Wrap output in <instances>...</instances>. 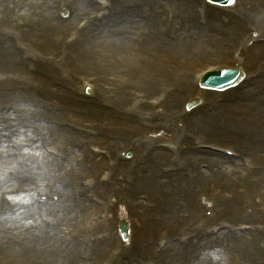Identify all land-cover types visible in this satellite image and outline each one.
<instances>
[{
    "label": "rangeland",
    "instance_id": "rangeland-1",
    "mask_svg": "<svg viewBox=\"0 0 264 264\" xmlns=\"http://www.w3.org/2000/svg\"><path fill=\"white\" fill-rule=\"evenodd\" d=\"M107 1L109 7L105 16L106 21L99 22L97 26V29H100L99 31L95 32L96 27L94 26L87 27L86 30H84L83 40H86L91 36L96 37V39L94 41L88 40L89 42L85 44L84 47H82V49L80 50H91L92 45L97 46L100 42H102V39L104 38L102 37V34L106 33V31H109V33H112L115 38L124 40L129 46L130 59H128L124 63H121L122 65L131 70L135 65L144 63L148 57L153 58L152 62L148 64L150 66L149 72L153 74H163L166 72L167 77L161 83L165 84V87L167 88H175L177 84H180L181 80H184L185 84L181 85L182 89H184V92H186V90H189L190 84V87H196V89L199 90L197 83L199 77L204 71L217 67H236L237 62L240 63L239 67L243 69L244 73L258 70L259 72H261L264 78V55L259 53V59L261 60L257 59V57L253 55L254 58L253 61H251L249 54V48L254 47V41L262 39V41L264 42V34L259 33V31L257 32L258 25L254 24V22H249L246 17H241V19L239 20V22H242V24H244L241 25V27H232L234 22L230 20L232 19L231 13L237 11L238 8H240L239 1L243 2L244 5L246 0H236L235 6L229 9L214 8L212 6L209 7L210 5L207 6V9L209 10L208 15L210 18V23L214 17L213 20L216 24V27H214L213 29L208 27V25L210 24H206L205 26H199L197 24L196 14L198 13V11L196 13V6H194L192 14L193 23L191 22L192 25L188 26V30H207L209 35L207 36V38L205 37L206 39H204V41H206V47L209 48L212 52H206V56L203 52V54L198 52L194 55L185 52L181 55L182 57L180 58V60H175L172 57H168L165 61L164 57L160 55L163 48L170 47L173 52L176 53V50L181 49L185 45L183 28H181L177 23H173L167 26V28L173 26V30H179L181 32V36L179 39L177 37V33H174L173 31L167 32V34L163 35L156 34L155 36L151 37L149 33L147 36L150 37V39H145L142 34H134L132 32L128 33L127 36V33L125 34V32H123L121 29H117L114 27V19L126 17V11H135V13L140 14L142 12H139L137 9L133 8L132 5L135 4L133 2H128L127 7L123 8L119 3H117L119 5V7H117L115 0ZM181 1L189 3L188 0ZM245 4L247 10H254L259 12L261 16L264 15V0H247ZM167 11L173 12V10H163L162 18L158 20V23L155 26L150 27L149 30L158 28V33L163 32L162 29L165 25L163 16L165 13L167 15ZM67 12L63 13L61 10L60 15L58 14V16L61 19H66L68 17ZM96 13L97 11H95V14ZM174 14L176 15V11L174 12ZM138 15L139 14H137L135 17L131 15V18L138 20ZM85 17L86 16L78 17V20L75 21L76 27L77 25L78 27L80 25L81 28L85 27V25L82 24L84 22L81 20L86 19ZM180 22L183 27L186 25V23H184L183 21ZM118 23H121V21L117 22L119 28L120 26ZM125 23L126 20H123L122 26H124ZM129 27L130 26H127L126 29H129ZM231 27L232 29L229 30ZM71 28L74 30V26H71ZM68 30L69 29L67 28L64 32L66 33ZM248 31L249 33L250 31H252L251 36L247 39V42L245 44L242 43L237 48V41L233 37L243 40L244 36H241L239 33H245L247 38ZM254 34H256V36H254ZM44 36L49 38L50 45L52 43V45L55 46L56 41H51L50 38L52 35H47L45 33ZM147 39H149L150 41H148ZM179 41L181 42L179 43ZM32 42L34 43L33 40ZM177 43L179 44L177 45ZM78 48L79 47L74 48L72 46L70 50L73 52ZM103 48V45L99 44L98 48L95 49L94 54L96 57L102 59L100 54ZM42 53L45 55L51 54L47 49L43 50ZM53 53L57 55V53L59 52ZM244 55L247 56V60L245 59ZM72 57L77 58L78 63L76 64L80 66L81 62L78 53H72ZM73 67L78 68L75 64L73 65ZM88 67L89 68H84L82 71L80 70L81 74L80 76H78L80 78V81L79 84H77V87L79 88V90L77 89V94L94 98V105L103 110L113 109L116 112H120L121 109L118 108V105H113L111 103V98L114 96L116 98L115 86H121L123 87L122 90L127 92L133 91V93H137L135 91H140V89H136V87L134 86L139 81L133 82V86L128 85L129 82L127 83V80L128 77H130L128 75L129 72L128 69L123 68V66L119 67V72L113 71V69L110 67L91 72L90 66ZM40 72L45 73V75H50L48 72ZM97 73H99V75L101 76L103 90L100 91L102 93L95 90L98 88L96 84L98 78L95 76L98 75ZM21 75L26 76L27 78L32 77L25 75L24 70L22 71ZM93 76L96 77V81L90 80L89 77ZM40 79L43 78L40 77ZM109 81H114V83H110ZM259 81L254 88L250 89L246 93L252 98H250L246 103L257 101L259 104L257 109L253 108L250 105L246 106V98H244L243 96L231 93L232 96L236 97V100H234V102L240 105L235 104L231 107H228L226 105L224 108L213 107L215 110L219 111L213 115L214 120L218 121V124L220 125L225 124V130L214 131L209 136H207L206 131L209 129L212 130V127L210 125H205L202 128L195 130L191 122H189L187 125L183 123H178L177 125L175 122H170V120H168V122H165V119L163 120V122L158 121L157 123L144 122L147 124H151L152 128H162L161 131L153 130L154 133L159 132L157 135L150 132L151 136H154L153 138H150L154 143H166L167 145L175 148L179 147L181 151L184 148V144L191 145V142L192 144L196 143L195 147L198 146L197 144H203L204 146H213L230 150L237 156L239 155V152L241 153V158L239 159L240 162L233 161L239 163V168H229V170L225 169L226 166L224 164H220L222 165L220 166L222 167L220 170L218 169L220 167L215 168V165L212 166V162L209 161L211 157L207 155L206 157L195 161L196 166L200 163H202L201 165L203 168H205L206 165L209 166L208 172H197V174L204 175L205 173H213L215 172V170H218L219 172L217 173H220L221 177L225 179V183L223 184H227L229 186L228 188L216 191L215 185L212 184L213 191H208V193L204 195H196L195 204L199 208V211L202 212L203 216L199 217L196 220H192V226L190 225V227L180 226L178 230L170 232L171 236L176 237V239H174L176 244H183L189 240H193L194 242H196L195 247L193 248L195 249L193 259L198 260V257L201 254L204 255V257H201L198 260L197 264H242L236 254L238 253L236 244L233 243L230 239L232 235L239 234L236 232L238 228H242L239 226L248 227L250 231L246 233H250L253 229L257 228L259 230H257L256 232L259 235H264V226L263 224L259 223L264 219V158L260 157L264 154V149H262L261 147L260 150H258L259 146L254 144V141H263L262 146L264 147V138H262V140L258 139L259 137L264 136L263 133L257 132V130H255L254 128L255 125L264 126L262 124V121L264 120V80H262L260 83ZM122 82H126L127 84L123 86ZM53 83L57 88H59L57 84H55V82ZM24 85L29 89L39 90L40 88L37 84H33L30 81L20 83L17 86L13 85V87H16L18 89L20 96L24 94V92L22 91V87ZM91 85L94 87V89ZM85 87L87 88L84 90ZM88 89L90 90V94L87 93ZM202 92L208 95L204 96ZM224 94L225 93L223 92L221 93L215 91L200 90L199 96L201 97L203 105L200 106L199 104L200 107L198 106L191 111L186 110V105L188 103V100L192 96H190L189 98H187L186 96L187 99H185L183 102L181 101L182 103H179V117L184 118V116L187 115L191 116L194 110L203 109L205 107V103H209L210 101L212 105H218V102L222 103L223 100L221 98L215 97H226ZM179 95L183 96L181 94ZM41 97L49 99L42 102V106L44 107L43 104L49 103L47 105L53 113L52 121L54 122V124H59V130L68 131V129L64 128V124H66L70 126V128L73 129L74 132H76V135L79 136H69L70 141L66 138L67 142L65 139L64 143H66L63 145V148H60L57 144H60L61 142L54 139L56 136H58V134L55 137L48 136L46 134L47 138L49 137V141L40 142V149L37 151L36 155L38 158L35 161L36 157L33 158V155L29 154V160L33 163H47L53 160L55 164H57L58 161L56 160L55 154H58V152L54 151L53 147H55L57 151L61 152L62 154H65V150L68 149V151L72 152L73 154V157L71 158L72 165L78 167L77 163L80 164V162H83L82 164L87 169H89L90 166L94 167V172L88 176V182H83L87 179H83L80 176L78 180H71L72 182L70 181L66 184L63 181V178L59 177H62L63 174L64 176H67L71 173H69L65 169H60L54 172L55 168H50V178L43 180V184L41 187L35 186L33 189H31L32 191L30 192V196H28V199L26 201V203L29 204L32 201L30 199H33L31 198V196L34 193L35 197L37 196L39 201L48 202L46 205H33L31 208L26 207L27 211L34 212V220L36 222L35 225H37L36 227L30 229L35 235L40 237V235L44 233H49L50 235L51 229L53 228L56 233L60 234V241L61 236L66 239V241L71 239L74 242V246H79L80 248L77 252V261L81 262L73 261L70 259L67 260L68 258L61 257L57 258L55 261H53V263H48V258L46 260L43 259V254L37 252V246L33 245V242L31 241L27 242L28 240H30L29 231H24L25 227L21 228L22 230L12 227L13 229L10 230L14 233V236L12 237L13 242L19 240L18 242L13 243V247H15V249L18 248L17 250L19 252L21 251L24 256L20 257L19 263L5 261L0 262V264H112L114 261L118 260L121 253L130 245L132 240V230L134 228V222L130 217V210L134 208V205H132L131 202H127V200H120V198L116 195L118 194L116 188L118 186L121 188L126 185L132 186L136 182V179H134V176L130 177L127 174V171H130V168H134L138 160L143 159L147 161V159L140 158L141 155H133V157H131L132 161L130 162H125L122 156L121 157L123 159L120 160L124 163H121L119 160H113L114 162H109V155L108 153H105L103 156L105 159L101 163L97 164V156L93 155L90 150L92 148H98L99 150L105 152L109 147L111 148V142H122L124 137L117 131H108L106 129L108 127L107 124H103L102 126L100 124V121L98 120V117L102 115L100 113L94 114V112H92V110L90 109L91 107H88L89 105L81 102V99L75 101L76 103L73 105L67 104L65 106H61V104L54 105L53 102L60 103V100L53 98V96L43 95ZM130 97L131 96L129 95V98L127 100L128 104L131 100ZM153 97L154 96L152 94L150 96V99H152ZM224 111L225 114L231 111H239L240 114H238L237 116L242 120L237 121L230 117L227 118V116L224 114ZM256 113L261 114V121L257 120L258 115H256ZM248 116H250V118H248ZM37 118L39 117H36V119ZM110 118H107L108 121L116 122L115 126L118 129L122 130L120 128L122 124ZM184 123H187V121L184 120ZM49 125H51V123H49ZM174 128H177V131H186L187 128L188 133H192L191 135H189L190 140L184 142L174 137V132L176 131L174 130ZM47 130L48 129L46 128V130L44 131L47 133ZM224 132H228V134L230 132V134L227 137H223ZM145 138L146 135H143L138 139V146L140 150L141 143H143V140ZM22 139H26L24 142H30L31 140L28 136L27 138H21V140ZM239 140H243L245 142L247 151L243 150V146L239 144ZM73 144L75 146H73ZM173 145H176L177 147ZM249 147H253V150L255 149L254 154H248L250 152ZM122 150H124L122 144L115 147V151L117 152H120ZM128 150H130V152L132 153L131 149ZM0 151L2 150L0 149ZM115 151H113V153ZM45 154L47 156H50V158L43 159V156H45ZM62 154L61 156H63ZM0 156H2L0 157V167H4L5 169H7L9 171L7 173L8 177H12L14 174H16L14 166L2 159L4 155ZM174 157L175 160L173 159ZM172 159L175 161V164H167L165 166V160L156 162L154 164V168L162 169L167 172L165 176L161 175V173H158V171H156L155 169L150 170L149 160L146 162V165L149 166V169L145 171L149 174L151 179L155 178L153 174H157L158 178L156 179H162V182H166V184L169 180L173 181L174 184L175 182H177L180 185L188 187L189 191L197 187L198 183H192V181L190 183L189 178H186V180L183 179L181 171L183 162L178 152L172 157ZM246 160L248 161L246 162ZM110 165L114 166V170L112 172L108 169L110 168ZM251 166H255L256 169L248 170L249 168H251ZM145 169H147V167ZM198 169H200V165L198 166ZM103 173L107 174L108 177L105 176V180L101 181V176L103 175ZM161 176L163 177L161 178ZM167 176H169L170 178L167 179ZM70 178L73 179V176H71ZM16 186H14L12 183L6 185V189H8L7 192L9 191V189L16 188ZM147 187L150 188L149 186ZM206 188H209V186H207ZM217 188L218 187H216V189ZM2 189L3 185H0V192ZM56 189L70 193L72 196L75 194L79 195V197L82 196L90 203L91 201H89L87 198L96 199L92 198V195H96L99 199L104 200L112 195L114 199H108V204L101 207H98L97 205H94L92 207L85 206L86 211L80 219H77L74 215V208H72L71 206V208L68 207V205L64 202L60 203L55 207L57 215L60 218L58 217V219H54L52 217L53 200H51L50 197H52L53 192ZM134 191L141 193V189L139 188H136ZM125 193L127 192H123V194ZM142 193L144 195L148 194L144 189H142ZM181 193L182 192H180L179 196L184 199V196ZM36 202L37 198L36 200H33V203ZM185 203V206L180 210L190 207L187 202ZM182 211L184 212L183 214L186 217L187 213L184 210ZM17 218L18 217H16V219ZM122 220L127 221L129 228V236L126 241H123L119 234L120 222H122ZM254 220L258 221V224H251L254 222ZM50 222H52L53 224L50 225ZM31 224L33 223H27L26 226H29ZM193 225L198 226L193 227ZM234 225H236L234 227V230L236 231L232 229V226ZM137 228L140 229V224H137ZM212 231H214L215 234L217 232V234H212ZM182 235H185L183 237L188 238L180 241V237ZM223 236H225V239H227L226 242L225 240H222ZM22 239L27 240L26 242H24ZM153 240L154 239H150L149 241L153 242ZM161 240L162 238H159L158 241H156L158 243ZM157 243H155V241L153 242L151 248H148L147 254H143L142 250L140 249L135 252V254H131L134 258L133 260H130L129 262L127 260L128 263L122 264H146L147 262L149 264V261H151V249L154 248V245L156 247ZM96 246L97 248L98 246H102L100 250L101 253L97 257V259L91 260V256L96 255ZM86 249L88 251H86ZM213 253H215L216 256L215 260H213ZM174 260H176L175 262H180L181 258H179V260Z\"/></svg>",
    "mask_w": 264,
    "mask_h": 264
},
{
    "label": "bare ground",
    "instance_id": "bare-ground-1",
    "mask_svg": "<svg viewBox=\"0 0 264 264\" xmlns=\"http://www.w3.org/2000/svg\"><path fill=\"white\" fill-rule=\"evenodd\" d=\"M115 1L117 7H119L117 4L119 3L123 8L127 7L128 2L140 3L142 9L138 11H145L151 14L148 20H137L132 19L131 15L135 17L140 13H135V11H126V17L114 19V27L121 29L123 32H125V34L127 33V36L128 33L132 32L134 34H142L145 39H150L151 36H147L150 33L149 28L155 26L158 23V20L162 18L163 10L168 9L176 11L174 23L179 24L180 27L183 28L185 45L181 49L176 50V53H174L170 47L163 48L160 55L164 57V61L168 57H172L175 60H180L182 57L181 55L185 52L191 55H194L198 52H203L205 56L206 52H212L206 47V41H204V39H206L209 35L207 30H188V26L192 25L193 23L192 14L194 6H196L194 2L186 3L181 0ZM246 2L247 0L245 3ZM245 3L243 5V2L239 1L240 8H238L237 11L231 13V20L234 22L232 27H241V25H244L242 22H239V20L241 17H246L249 22H254V24L258 25L257 32L259 31V33L264 34V15L261 16L259 12L254 10H247ZM61 8L65 12L68 11V17L66 19H61L58 16V11ZM95 9L96 8L93 5L92 0H0V146H3L0 147L2 150L0 151V155H4L2 159L13 165L16 171V174H14L12 177H8L7 172H5L6 175L0 174V185H3V189L0 192V262L10 261L19 263L20 257L24 256L21 251L19 252L17 250L18 248L13 250L9 246L13 243L12 237L14 236L13 231L10 229L15 228L22 230L21 228L24 227V231H29L30 233V240L27 242H33V245L37 246V252L43 254V259L46 260L48 258V263H53V261L61 257L68 258L67 260L70 259L77 261V252L80 249L79 246L71 245L73 243L70 242V244L69 242L65 241L62 236L60 237V241V234L56 233L53 228L51 229L50 235L48 233L45 235H40V237L31 231L30 228L37 226L35 225L36 222L34 220L33 211H25L20 214L18 213V215H16V217H18L17 219L16 217L11 218L7 216L6 212L9 213L10 211L15 210L16 207L23 208L26 204L28 196H30V192L32 191L31 189H33L35 186L41 187L43 180L50 178V168H55L54 172L60 169H70V171L72 170L71 172L75 174L73 180L77 179V175L80 172V168L72 165L71 161L69 160L63 164L60 162L55 164L53 160L47 163H33L29 160V154H32L33 158H35L37 155V151L40 149L39 144L41 141H49V137L47 138L46 132L44 130H46V128L50 129L51 127L47 125L45 126L40 121L42 119L41 117H45V119L49 118L51 113L50 111L36 109L38 105L37 101L41 100V96H53V98L60 100V103L63 105H73L76 103L75 98L71 94L63 92L62 89L65 86L71 91L72 89H76L78 86L77 84H79L80 81L78 76H80L81 71L84 68H89L88 66H90L91 72L102 70L103 68L107 67H110L113 69V71L117 72H119L120 66L128 69L121 63H124L130 59L129 46L124 40L115 38L112 33H109V31H106V33L102 34V37L104 38L102 39V42L99 43L104 47L100 54L102 59L96 57L94 54V51L98 48L99 44L97 46L92 45L91 50L77 49V53L81 62L80 66L76 64L78 63V60L77 62H74V57H72L71 53L68 54L67 48L61 45L55 47L52 45V43L50 45L49 38L44 36L46 33L47 35H52L50 37L51 41L57 40L59 42H64L72 30L71 26L76 24L75 21L78 20V17L85 15L90 16L89 14H91V12ZM90 17L88 20H90ZM213 19L211 21L212 25L211 23L208 25V27L212 29L216 27ZM123 20H126L124 26H122ZM93 21L96 22L95 19ZM119 21H121V23H118L120 26L118 28L117 22ZM180 21H183L186 23V25L183 27ZM93 24L97 26L96 23ZM127 26H130L129 29H126ZM232 27L229 30H231ZM67 28L69 30L65 33L64 31ZM74 32L77 36L79 35L78 30H74ZM239 34L246 37L245 33ZM250 36L251 34H249L248 31L246 39H248ZM149 39L147 40L150 41ZM180 42L181 41H179V43ZM17 43L23 44V46L26 47V51H19V49L16 48ZM179 43H177V45ZM254 47L249 48L251 61H253V55H260L259 53L264 55V44H254ZM46 49L49 50L51 54H43L42 51ZM53 52L59 53L55 55ZM152 60L153 58L148 57L144 63L135 65L131 70L128 69V75L130 76L127 80V83L129 82L128 85L133 86V82L139 81L134 86L136 89H140V91H135L138 92L135 94L139 95L137 96V99L140 102L137 104L136 113L131 117V119H138L139 113L142 110H150L157 112V114L154 116V119L161 120V122H163L164 119H169L170 122H175L176 124L177 122L184 121L175 113L177 111L178 103L181 101L183 102L185 95L180 96L176 93L178 89L170 91L169 88L165 87V84L161 83L167 77L166 72L163 74H153L149 72L150 66L148 64H150ZM74 64L76 67H79L74 68ZM23 70L25 75L32 77L27 78L26 76H22L21 74ZM40 71L48 72L50 75H45V73H41ZM97 74L98 75H95L98 78L96 84L98 86V91L102 93L100 91L103 90L101 76L99 73ZM39 76L43 79H40ZM95 76L89 78L95 79ZM259 80L260 83L262 80H264V78L261 77ZM28 81L32 82L33 84H37L40 87L38 90L40 96L38 97L35 104L30 108L23 104L18 89L13 87V85L17 86L20 83ZM53 82H55L59 88H57ZM181 84H185V81L181 80ZM115 87V95L118 106L120 108L130 109L131 106L127 103L130 92L123 91V87L121 86ZM22 91L24 92L25 96L34 98L27 86L24 85L22 87ZM152 94L153 96H157L160 102L159 106L157 107L149 104L148 100ZM188 94L190 97L195 95L196 92L192 91L190 88L188 90ZM205 95L207 94H204V96ZM88 105V107H91L90 109L92 112L100 113L102 115L98 117V120L102 126L103 124H107L108 127L106 129L108 131H117L124 137L122 142H111V150H115L117 145L122 144L123 149L127 145H132L131 150H133L135 155H139L141 153L138 146V139L142 137L141 135L143 129L140 128L136 121H133L130 124L124 123L122 121L129 120V118L114 112V114H116L119 118V121H117L108 116L107 113L109 111L97 107L94 105V103ZM245 105H250L255 109H257L259 106L257 101L246 103ZM133 109L135 110V107ZM238 114H240L239 111H231L228 112L226 116L227 118L230 117L234 120L240 121L242 119L237 116ZM256 115H258L257 120L261 121V114L256 113ZM36 117L39 118L36 119ZM107 118L122 124L120 126L122 130L115 126L116 122L108 121ZM248 118H250V116H248ZM190 121L195 130L200 129L205 125H210L212 130L209 129L206 131L207 136H209L214 131L225 130V124H218V121H215L214 116L210 114L203 113L198 118L192 119ZM188 123L183 124L187 125ZM262 124L264 125V120L262 121ZM254 128L257 130V132L263 133L264 135V126L255 125ZM174 130H176V128H174ZM55 132L56 135L58 134V136H56L54 139L61 142L58 145H64V140L66 138L69 140V136H79L66 130H56ZM229 134L228 132H224L223 137H227ZM27 136L31 139L30 142L32 145H29L30 143L24 142L26 139H22L23 141L21 140V138H27ZM262 138H264V136L259 137L258 139L262 140ZM24 143H27V148L24 146ZM239 144L243 146L244 151H247L245 142L243 140H239ZM254 144L259 146L258 150H260L261 147L264 149L262 146L263 141H254ZM249 151L250 152L248 154H254L255 149L253 150V147H249ZM165 155L166 154L163 152H155L149 158L150 170H156V168H154V164L156 162L165 160ZM188 156L190 157L185 159L187 162H192L194 160L203 158L201 154L200 157L198 154H188ZM260 157L264 158V154ZM209 161L212 162V166L215 165V168H218L223 164L226 166V170H229V168H239L238 162H233L229 159H221V157L218 155H216L215 158H210ZM190 164L191 163L188 165ZM149 166L146 165L143 167L140 165L130 168V171H127V174L130 177L134 176L136 182L132 186L126 185L122 188L119 186L116 188L118 193L116 195L120 198V200H128L132 203V205H134V208L130 210V217L134 222V228L132 230V240L130 245L128 246L127 250H124L121 253L118 260L113 264H120V262H122L125 258L131 259V254H135V252L140 249L142 250V253H146L148 248H151V245L155 241L156 237H159L160 234L164 235L165 237L173 238L170 232L178 230L180 226L190 227L192 220H196L203 216L202 212L199 211V208L195 204L196 195H204L207 194L208 191H213L212 184L215 185L216 191L229 187L227 184H223L225 183V179L221 177L220 173H217L219 172L218 170H215L213 173H205L204 175H199L189 171L187 173H182L183 179L186 180V178H189L190 183L191 181L192 183H198L197 187L189 191L188 187L180 185L177 182L174 184L173 181L169 180L166 184V182H162V179H151L149 174L145 171L149 169ZM146 167L147 169H145ZM221 168L222 167L218 169L220 170ZM161 173L164 172L162 171ZM153 175L155 177L157 176V174ZM166 178L169 179L170 177L167 176ZM10 183H12L14 186H17L13 192H9L7 194L8 189H6V185ZM207 186H209V188H206ZM216 187L218 188L216 189ZM136 188L141 189V193L135 192L134 190ZM142 189L146 190L148 193L149 202L147 203L139 202L137 199L138 196H140L137 194H142ZM123 192L127 193L123 194ZM180 192H182L181 194L184 196V199L179 196ZM32 198L34 199L38 197H35L34 195ZM51 199L53 200L52 217L54 219H58L59 217L55 208L57 204L64 202L68 205V207L71 206L74 208V215L77 219H80L85 213V206H91V204L88 201L82 199L81 196L79 197L77 194L72 196L70 193L61 191L59 189L54 190ZM104 202V199H99L100 204ZM185 202L190 205V207L187 209H182L187 213L186 217L183 214L184 212L180 210L185 206ZM11 214L13 215V212ZM27 223L33 224L26 226ZM52 224L53 223L50 222V225ZM137 224H140L141 230L137 228ZM231 237L238 243L236 244V249L239 252L240 258L244 257L247 259L253 256V252L256 250L254 244L263 245V242L259 240L264 238V236H261L258 233L245 235L236 234L232 235ZM150 239H154L153 242L149 241ZM222 240H225V242L227 241L225 236H223ZM102 246H98V248L96 246V255H92L91 260L96 259L100 255ZM188 250L189 247L187 250H183L181 246L174 245L171 247H165L163 252H160L159 255L156 254V257L159 264H172L176 261L174 259L179 260V258H181L183 263L185 261L183 255L188 253ZM190 264H194V262H190Z\"/></svg>",
    "mask_w": 264,
    "mask_h": 264
}]
</instances>
